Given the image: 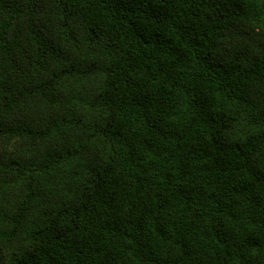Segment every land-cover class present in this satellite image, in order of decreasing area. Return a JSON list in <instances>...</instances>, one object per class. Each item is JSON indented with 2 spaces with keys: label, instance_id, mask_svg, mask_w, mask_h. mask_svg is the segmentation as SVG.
I'll use <instances>...</instances> for the list:
<instances>
[{
  "label": "trees",
  "instance_id": "1",
  "mask_svg": "<svg viewBox=\"0 0 264 264\" xmlns=\"http://www.w3.org/2000/svg\"><path fill=\"white\" fill-rule=\"evenodd\" d=\"M0 264H264V0H0Z\"/></svg>",
  "mask_w": 264,
  "mask_h": 264
}]
</instances>
